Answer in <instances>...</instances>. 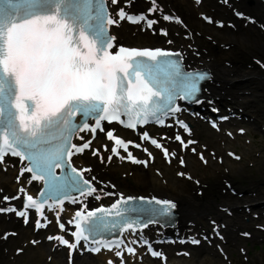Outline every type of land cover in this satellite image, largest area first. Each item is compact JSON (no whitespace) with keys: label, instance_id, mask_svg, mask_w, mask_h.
Returning <instances> with one entry per match:
<instances>
[{"label":"snow or ice","instance_id":"6c2138e0","mask_svg":"<svg viewBox=\"0 0 264 264\" xmlns=\"http://www.w3.org/2000/svg\"><path fill=\"white\" fill-rule=\"evenodd\" d=\"M129 2L125 0L121 6V0H110V3L109 0H5L4 7L0 8V42L3 44L0 75L4 77L0 79V163L9 155L17 157L21 162L20 175L31 174L27 183L43 184L39 199L21 187L23 207L0 208V212L15 213L27 224L28 211L33 209L40 217L35 221L39 231L48 226L41 223V219H48L44 215L45 205L49 210L59 206L63 211L65 201L81 204L68 222L74 225L75 230L70 235L75 242L70 243L63 235L48 239L55 238L70 251L81 245V251L87 248L96 253L106 248L121 258L120 264H124L122 248L131 255L137 251L129 245L147 246L151 256L161 257L162 253L153 249L150 241L142 236L130 239L127 244L121 237L126 230L137 234L150 224H159L162 218L172 214L176 204L155 196L126 197L123 193L106 192L104 188L98 190L94 184L97 177L84 175L91 169L78 170L73 166L71 158L92 145L91 139L79 134L88 132L94 138L98 131H105L103 122L124 124V118H127L126 126L132 129L150 121L165 125L166 119L173 118L190 135V127L178 115L183 110L180 102L202 103V84L210 76L206 71L186 68L180 51L124 46L116 51V37L111 35L110 27L121 21L146 23L152 29L159 21L149 17L159 12L164 21L175 19L182 23L179 17L164 14L158 0H149L146 12L139 13L126 10ZM110 6L116 7L110 10ZM236 15L244 18L238 11ZM204 19L213 22L211 17ZM219 26L225 25L221 21ZM161 34L167 35V30L161 29ZM5 80L11 81L14 88L10 89ZM213 127H216L215 122ZM106 134L114 141L111 152L117 156L119 149L128 151L133 143L114 135L113 130ZM74 137L83 143H73ZM141 139L148 140L149 133L143 132ZM175 140L185 148L194 143L186 142L180 134ZM150 142L157 148L163 147L155 138ZM163 150L167 157L168 149ZM143 151L152 155L147 148ZM92 154L99 155V150ZM112 158L108 156L107 160L111 162ZM127 158L133 163H147L130 151ZM100 159L104 162L103 156ZM200 159L206 163L203 153ZM184 163L181 159V164ZM188 179H192L190 174ZM98 191L101 194H97ZM102 195H118L119 198L108 207L89 209L86 198L95 196L100 200ZM3 199L10 201L20 196H4ZM60 211L56 212L57 222ZM59 227L65 229L63 223H59ZM105 233L114 238L105 239ZM8 235L11 234H5L4 239ZM108 264L113 261L109 260Z\"/></svg>","mask_w":264,"mask_h":264},{"label":"bare ground","instance_id":"6f19581e","mask_svg":"<svg viewBox=\"0 0 264 264\" xmlns=\"http://www.w3.org/2000/svg\"><path fill=\"white\" fill-rule=\"evenodd\" d=\"M183 2H185L184 0H182ZM245 1V0H243ZM186 3V2H185ZM164 4H169L172 8H179V1L178 0H165ZM186 10L183 13L185 18L190 21L192 13L194 12V8L192 7L191 4L186 3ZM248 8H251L253 11L258 12L262 7L258 2H254L253 6H247ZM218 14V12H214L213 13ZM119 33L122 35H127V28L125 26H121L119 28ZM219 38V37H214V39ZM226 41H228L229 43H232L234 46L235 45H240L243 41H248V34H246L245 32H239L237 34H230L227 35L224 38ZM195 42H198L197 40H195ZM262 48H264V44L262 43ZM208 53L206 56L210 57V62L208 63V65L214 70L215 72V78L216 81L219 82L221 84V86H223L225 84V76L229 73L232 72L234 70H237V67L234 66V70L233 69H225L221 66H218L216 63V58L212 55V49L210 46H208ZM220 56H232V53L230 54H224V53H220ZM250 73H244L243 75H249ZM251 75H257L255 72H252ZM245 78H251V76H244ZM226 95L230 96V98L233 101H237L241 104H245L246 106L248 105V100L240 95H235L234 93L229 92V90H225ZM195 132L199 137L203 136V128L201 125L199 124H195ZM220 141H223L224 144H230L229 141L225 140L224 138L220 137L219 138ZM208 144H211L212 146H216L218 149H221L220 145H217L214 141L208 139L205 141ZM250 147H248L249 149ZM188 162V168L191 172L195 173L198 171V164L196 163V161H194L192 158H189L187 160ZM114 169H120L118 166L116 165H110L107 168H103V171H110V170H114ZM241 171V167L237 166L235 168H231L230 172H240ZM163 176L167 179V185L166 186H161L160 185V181L158 180V178L153 175L150 174L149 172H142V171H138L135 170L132 173V177L136 182H144V183H148L150 184L151 187L156 188L159 191L162 192H168L171 193L174 197H176L179 202H180V206H181V212L182 215L192 221H195L196 223H199V219L196 215V212L198 210H206L210 213H212L214 216L216 217H221L224 218L223 215L220 212L215 211V209L213 208V203H214V199H211L208 195V191L206 192L207 195V203L204 206H199L198 204L191 202L188 198V194L189 191L184 192L182 188L179 187L180 182L174 180L171 177V172L170 169H163ZM210 174L212 176H217L219 174V169L217 166H212L210 168ZM156 184H158L159 186H157ZM0 185L5 187L6 189H8L9 187H11L10 181H9V177L7 175H3L0 174ZM247 192V191H245ZM219 200L223 201V202H227L229 204H233L236 205L239 203L238 200H230L228 197L226 196H222L219 195L217 197ZM246 202L250 203L251 205L255 203V200L250 199V198H246L245 199ZM244 214H238L237 218L235 220H229V224L232 228H235L236 226L244 223L243 220ZM10 223H8V221H6L3 218H0V226H9ZM27 234V230L24 228L19 229V234L18 236H20V238H25V236ZM230 240L235 241L234 238L231 237V232H230ZM8 247V243H3L0 241V257L3 259L4 263H6L7 261H10L9 259V255L7 252L4 251L5 248ZM45 252H47L46 250V245H40L37 249H30V252L27 254V262L25 264H37L36 263V256H42L43 254H45ZM49 264H64L62 257L59 255L58 251H55L53 253V258L51 260V263ZM75 264H90V261L86 260L85 258H80L78 260H76Z\"/></svg>","mask_w":264,"mask_h":264},{"label":"rangeland","instance_id":"374dc122","mask_svg":"<svg viewBox=\"0 0 264 264\" xmlns=\"http://www.w3.org/2000/svg\"><path fill=\"white\" fill-rule=\"evenodd\" d=\"M263 173V172H262Z\"/></svg>","mask_w":264,"mask_h":264}]
</instances>
